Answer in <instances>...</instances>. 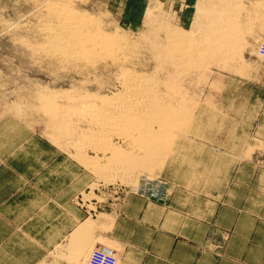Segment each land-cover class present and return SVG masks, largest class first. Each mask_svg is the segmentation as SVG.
<instances>
[{
	"label": "rangeland",
	"instance_id": "1",
	"mask_svg": "<svg viewBox=\"0 0 264 264\" xmlns=\"http://www.w3.org/2000/svg\"><path fill=\"white\" fill-rule=\"evenodd\" d=\"M75 1L81 9L101 15L112 27L121 23L128 28L120 30L137 34L147 28L148 13L185 30H191L199 16L210 26L208 9L221 0ZM234 1L241 27H235L236 32L231 27L235 56L232 61L209 62L203 75L192 80L202 115L199 129L183 136L170 156L152 169L133 168L129 174L118 172L111 177L97 176L89 165L103 167L111 153L90 146L85 138L88 128L81 125L74 130L71 126L59 137L41 110L43 93L69 91L73 82L80 83L73 73L31 54L22 43L35 45V32L28 33L32 31L27 32L21 24L37 31L43 12L36 6L41 0H0V124L18 127L22 138L44 141V155L59 162L61 183H72L73 202L93 231V248L84 264L94 249L102 248L113 249L116 264H120L122 245L117 243L116 248L114 236L140 237L144 242L137 246L162 258L163 263L167 259L186 264L185 255L201 252L187 264H262L264 57L258 48L264 42V0ZM77 83L75 87L83 85ZM121 142L112 140L115 148L129 151ZM101 219L108 226L101 228ZM196 242L197 248L189 246ZM160 258L151 264H161Z\"/></svg>",
	"mask_w": 264,
	"mask_h": 264
},
{
	"label": "bare ground",
	"instance_id": "2",
	"mask_svg": "<svg viewBox=\"0 0 264 264\" xmlns=\"http://www.w3.org/2000/svg\"><path fill=\"white\" fill-rule=\"evenodd\" d=\"M234 2L221 0L215 7L211 5L206 16L210 26L199 16L191 30L174 27L164 17H152L147 12L146 31L128 33L120 30L126 26L120 23L112 27L101 15L81 9L75 0H41L36 6L43 12L37 31L21 24V28L32 31L28 33L36 34L35 45L21 41L27 51L70 71L80 82L75 83L83 84L75 87L72 81L69 91L43 93L41 110L59 137L71 126L76 130L84 125L90 130L85 134L90 146L111 153L103 167L89 161L96 175L113 177L118 172L129 174L133 168L152 169L170 156L183 136L199 129L202 115L197 110L192 80L203 75L209 62L232 61L235 56L232 31L240 22ZM114 138L122 140L129 151L115 148Z\"/></svg>",
	"mask_w": 264,
	"mask_h": 264
},
{
	"label": "crops",
	"instance_id": "3",
	"mask_svg": "<svg viewBox=\"0 0 264 264\" xmlns=\"http://www.w3.org/2000/svg\"><path fill=\"white\" fill-rule=\"evenodd\" d=\"M43 148L44 141L0 124V264H84L93 248L92 225L77 211L72 183H61L59 162ZM105 224L101 219V228ZM114 237L116 248L122 245L120 264L158 263L160 257L137 246L140 237ZM200 253L181 256L187 264Z\"/></svg>",
	"mask_w": 264,
	"mask_h": 264
},
{
	"label": "built area",
	"instance_id": "4",
	"mask_svg": "<svg viewBox=\"0 0 264 264\" xmlns=\"http://www.w3.org/2000/svg\"><path fill=\"white\" fill-rule=\"evenodd\" d=\"M260 54L264 57V43L259 48ZM116 257L112 251L105 249H94L92 254L86 259V264H116Z\"/></svg>",
	"mask_w": 264,
	"mask_h": 264
}]
</instances>
